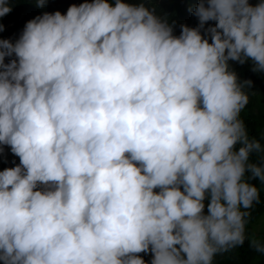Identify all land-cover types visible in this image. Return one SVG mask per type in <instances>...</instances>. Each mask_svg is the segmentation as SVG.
Returning a JSON list of instances; mask_svg holds the SVG:
<instances>
[{"label": "clouds", "instance_id": "1", "mask_svg": "<svg viewBox=\"0 0 264 264\" xmlns=\"http://www.w3.org/2000/svg\"><path fill=\"white\" fill-rule=\"evenodd\" d=\"M193 15L176 36L143 4L0 0V31L28 20L0 39V146L19 157L0 170L2 264H212L243 245L264 145L228 61L264 72V0H198Z\"/></svg>", "mask_w": 264, "mask_h": 264}, {"label": "trees", "instance_id": "2", "mask_svg": "<svg viewBox=\"0 0 264 264\" xmlns=\"http://www.w3.org/2000/svg\"><path fill=\"white\" fill-rule=\"evenodd\" d=\"M16 0H9V3H14ZM24 1V0H17ZM35 1V9L41 14L44 12L54 13L55 11L65 14L68 7L71 5H79L84 0H45L43 6H38L37 0ZM110 3L115 0H109ZM134 6L143 4L148 9L152 10L154 14L161 20L166 21L172 28L173 34L179 36L181 25H187L191 28H196L199 25L198 18L193 15L198 0H162V4L157 0H123ZM261 0H249V3L255 6ZM28 20L17 18L11 28L13 36H9L3 29L0 31V39H8L15 42L22 33L24 26ZM214 21H208L203 28H200L201 35L211 42L210 35L205 32L209 26H214ZM15 57H5V63ZM229 70L234 71L237 75L238 82L251 81L250 86H245L243 90L248 94L249 101L245 108L241 111L240 118L244 123L246 131L250 138L260 140L264 145V72L253 71L254 64L251 60L244 63L236 61H228ZM3 151L0 152V170L5 168L14 167L19 164V157L11 153L10 148L6 145L0 146ZM239 145H237L238 150ZM264 157L262 153L250 154V160L259 164L261 158ZM250 173H246L245 179L256 185L260 189V198L258 202H254L250 215L246 218V239L243 245L232 248L226 252L218 253L214 256L212 264H264V255L255 252L249 246L247 237L257 235L264 237V185H261L258 179H249ZM158 191V189H156ZM205 213L207 212L208 198L205 201ZM139 255L145 264H151L152 253L151 251ZM2 264V262H0Z\"/></svg>", "mask_w": 264, "mask_h": 264}]
</instances>
